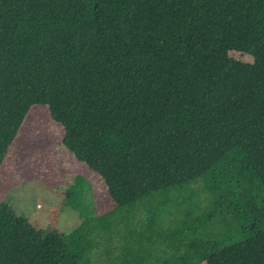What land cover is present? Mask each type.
Returning <instances> with one entry per match:
<instances>
[{
	"label": "trees",
	"instance_id": "1",
	"mask_svg": "<svg viewBox=\"0 0 264 264\" xmlns=\"http://www.w3.org/2000/svg\"><path fill=\"white\" fill-rule=\"evenodd\" d=\"M33 104L123 212L120 264H264V0H0V163ZM97 213L0 201V264H87Z\"/></svg>",
	"mask_w": 264,
	"mask_h": 264
},
{
	"label": "rangeland",
	"instance_id": "2",
	"mask_svg": "<svg viewBox=\"0 0 264 264\" xmlns=\"http://www.w3.org/2000/svg\"><path fill=\"white\" fill-rule=\"evenodd\" d=\"M231 55L250 59L246 55ZM62 135V127L50 117L45 104L30 107L0 163V201L27 217L36 227L54 228L63 233L77 228L84 218L95 219V215H91L93 211L104 215L110 225L99 229L98 234L91 233L94 246L87 264H120L121 255L114 253L117 249H112L115 243L120 244L118 231L111 234L110 240L105 238L107 230H115L123 212L112 203L102 178L63 146ZM77 175L79 177L74 179ZM151 217L149 225L153 231H165L167 224L163 216ZM139 225L138 228L144 224ZM222 227H226V222ZM233 227L232 222L228 231L223 230L228 233L223 237L225 243L243 236L242 232L234 233ZM259 227L264 228V222H260Z\"/></svg>",
	"mask_w": 264,
	"mask_h": 264
}]
</instances>
